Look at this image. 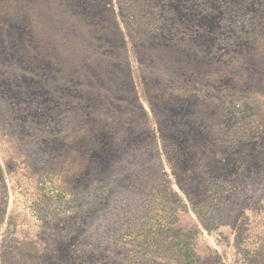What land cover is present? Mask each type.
Segmentation results:
<instances>
[{"label":"rangeland","instance_id":"374dc122","mask_svg":"<svg viewBox=\"0 0 264 264\" xmlns=\"http://www.w3.org/2000/svg\"><path fill=\"white\" fill-rule=\"evenodd\" d=\"M0 264H264V0H0Z\"/></svg>","mask_w":264,"mask_h":264}]
</instances>
